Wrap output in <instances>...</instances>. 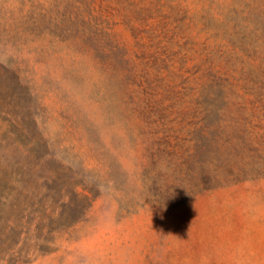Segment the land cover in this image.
<instances>
[{
  "label": "rangeland",
  "instance_id": "374dc122",
  "mask_svg": "<svg viewBox=\"0 0 264 264\" xmlns=\"http://www.w3.org/2000/svg\"><path fill=\"white\" fill-rule=\"evenodd\" d=\"M0 264H264V0H0Z\"/></svg>",
  "mask_w": 264,
  "mask_h": 264
}]
</instances>
